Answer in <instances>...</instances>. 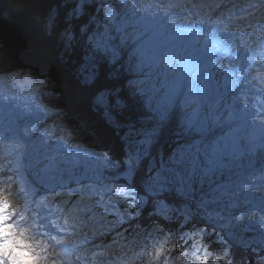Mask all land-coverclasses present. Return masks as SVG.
<instances>
[{
  "label": "rangeland",
  "instance_id": "rangeland-1",
  "mask_svg": "<svg viewBox=\"0 0 264 264\" xmlns=\"http://www.w3.org/2000/svg\"><path fill=\"white\" fill-rule=\"evenodd\" d=\"M73 1V0H70ZM78 5L83 4V0H75ZM107 1V0H105ZM164 5H169V2H165L162 0ZM207 1H214V0H207ZM241 0H225L226 3H237ZM114 2H117L118 4L115 5V8L111 6L108 3H104V1L101 0V3L103 5L102 10V16L103 19L105 18V10L107 6H111L115 11L118 9V13L116 19L109 20L106 18V20L109 22L107 25V29L99 30L98 32L95 31V35L92 34V30L90 29V26L88 25L87 34L83 35L82 28H79V38L77 39L75 36V33L73 32L74 27L72 25L69 26V32L67 35L63 37V46L70 48L72 44H76L78 46V43H81L80 49L86 54V51H90L91 49L97 48V43H103L104 41L108 42V45L110 48H112L109 44L110 41V35H116L118 34V37L120 39L119 45H124V38H128L130 42L135 41L133 43L134 48L129 50V53L126 54L124 57L130 59L134 57V66L130 68V73L136 76V73H138V77H134V81H137L138 83H135L134 90H138L140 88L145 89V92L148 93L149 97H152V100L154 102V106L156 107L157 104L165 105L168 102L169 96L171 94L170 85L172 82L168 81L166 83L167 78L169 77L168 74H171L172 72L168 71L165 67L166 63L169 62L170 59L173 57L162 58L163 55L156 54L154 46V41L152 39L143 40V42L140 41L141 37V29L140 33H135L134 29H131V25L136 26L138 20L141 19L138 12L143 8L145 5L148 7H151L152 9H155L156 3L154 0H114ZM119 2L123 3L122 7L119 6ZM121 11V12H120ZM82 12V7L79 11ZM53 13L51 12L50 16ZM121 15V16H120ZM144 15V14H143ZM146 15V14H145ZM162 17L159 13L154 12V17H151L154 21V27L151 29L150 33L151 35H155L154 29L156 26H159L161 22L164 23V20H162L160 17ZM123 17V18H122ZM69 23L72 22V19L70 17H67L66 19ZM114 20V21H113ZM105 24V22L103 23ZM142 24V23H141ZM166 26V24H161V27ZM113 28V33H109L108 31ZM99 29V28H97ZM61 31V30H60ZM164 31V30H163ZM162 32V31H161ZM97 33V35H96ZM69 37L71 39H69ZM92 38V39H90ZM165 40L166 37H163ZM92 40V41H90ZM90 41V42H89ZM90 44H89V43ZM172 45V42L165 45H159L158 47L162 49L167 50H174V46ZM94 46V47H93ZM143 48L146 50L149 55H155L157 59L159 60V63H150V62H144L141 63V57L137 53V49ZM103 49V48H102ZM111 53V51H108ZM82 63L78 64L79 69H83L85 67L86 60L89 59L87 55L82 54ZM204 57V56H203ZM216 57V55H215ZM129 59V58H128ZM207 61L213 64V62H210L208 59ZM216 61V60H215ZM140 65L138 68L137 66ZM173 66V64H171ZM211 65V64H210ZM132 71V72H131ZM89 72V71H88ZM151 72V74H150ZM167 73V75L165 74ZM85 78L89 77L91 73H84ZM145 74V75H144ZM198 80V78H197ZM143 83H139V82ZM4 82L0 81V112L2 111V108L5 110V112L0 116V139H2V143L0 145V150L5 149L6 154H16L17 150L20 148L16 147L17 143H12L9 141H4V135L9 134L10 132H19L21 137L24 138V129L28 128L30 129V134L28 136L31 137V147L29 150V156L24 158H28L27 163H29V167H35V170L38 172L39 176L43 178V183H47L46 185L54 184L56 182H59L61 184V189L59 191L61 192H68L69 189H76L77 191L73 194L72 197L67 198L69 199L70 203L66 205V208H70L72 204L75 202L77 196L79 195H91V192L88 191H80V188L84 185H88L90 183H93L94 181L90 180L88 177L92 176L91 168L93 167L95 163V158L86 154L85 149H79L73 154L64 153L63 155L59 156L61 157V160H58L56 156L59 154L57 153V149L51 145V142H48L47 144H36V137L35 135V129L33 125L34 121V112L37 110V102L39 101V105H42L43 107H39L40 111H44V108H48L44 104H42L40 94H39V88L36 89H28L27 91L23 90H17L12 91L11 85L8 86V90L3 86ZM126 87L129 85V83H125ZM128 88V87H127ZM153 88H155V91H153ZM131 88H129L130 90ZM177 93L181 92V89L176 90ZM181 96V97H180ZM185 96H189L187 93H183L181 95L178 94L177 101L180 102L183 101ZM147 97V96H146ZM181 98V99H180ZM3 100V101H2ZM147 101V100H145ZM4 102V104H3ZM147 104V103H146ZM194 107H199V105L195 104V100H193L190 104V107L187 109V111H191L194 109ZM50 109V108H49ZM226 110V107L223 106L222 111L220 113H224ZM228 111V110H227ZM53 112H48L49 114H52ZM202 112L205 116H207V124L211 125V123L215 122L214 118L215 111L213 107L210 108H201L200 114L202 115ZM149 116L153 117L154 113L152 110L149 111ZM28 116L30 119H26V121L20 125L15 123L18 120L19 117ZM216 120V119H215ZM226 121V116L220 117V121ZM204 121V120H203ZM247 121V117H246ZM245 117L243 118L244 124L246 123ZM226 123H223L222 126H226ZM50 127L53 129V125H50ZM218 127H221L218 126ZM232 128L228 129V132H231ZM195 131V130H194ZM227 131H222L219 133H215L212 135L215 136L214 140L215 142H209L208 145H206V142H201L199 146H197L193 141L184 142L182 145L191 146L190 152L186 154L185 156V163L183 167L188 168L191 170L193 166L197 169V176L192 184L193 191H196V195H198V208L200 209V212H197L196 216L199 218L198 220L206 222H200L201 224H208V222H211V228L214 232H219L226 241H230V238L227 237L228 235L231 236L233 234L235 241L239 245H248L252 246V248L257 252H261L264 250V247H261V243H264V232H260L257 227H255L252 223L248 222L247 219H241L237 220L236 217L249 209H256V210H262L264 209V192H260L258 189L261 186H264V164L261 167H257L254 162L247 163L248 161H242L241 158H248V153L246 152L247 147L255 146V150L253 153L257 150H260V145L256 143H252L253 139L249 136L247 139L246 137H240L241 141H246V145L244 143L240 144L239 140L236 142L235 139L231 138V135L228 134ZM236 133V132H234ZM226 135L227 139L225 140L222 138V136ZM143 137H135L133 136V139H142ZM189 139V138H188ZM212 149H211V145ZM37 145V147H36ZM177 149V148H176ZM87 151H90L89 149H86ZM134 151V149H132ZM262 150H264V145ZM79 155L81 160L76 159V157ZM177 158L179 156L177 155ZM60 162H57V161ZM209 161H220L223 163V167L220 166V163H209ZM1 162V161H0ZM240 163L246 164L245 168L240 167ZM232 164V165H231ZM155 169L160 168H170L174 167L172 161L168 159V165H165L163 163L156 164ZM145 171H147L149 165L148 161L144 160ZM214 167H219L221 170L220 172L224 176L221 177V174L217 175L218 181L213 183H208L207 175L212 174L214 171ZM204 169H211V171L208 172L206 176H203V180L200 179V175L203 174ZM232 171V172H231ZM187 175V172L184 173ZM113 172L111 170H104V177H103V183L106 184H113V183H123L122 180H114L113 179ZM77 177H81L80 184L78 185L76 183ZM206 177V178H205ZM95 183L99 184V181H95ZM59 184V185H60ZM206 184V187H205ZM43 186L45 191H49L50 188ZM243 186V189H241L240 186ZM175 189L172 185H169V190ZM176 190V189H175ZM168 191V190H167ZM161 192L160 194H162ZM49 197L54 196V192H48L45 193ZM113 198H119L118 196H114ZM187 198V197H186ZM128 199L130 201H133L135 199V196L133 193L129 195ZM205 201H208V203L202 208L200 207L201 204H203ZM59 203V200L56 201ZM171 205V204H170ZM196 205V204H195ZM173 208L176 209L171 215L175 216L178 215L182 219L184 218L182 213L185 211V206L181 207H175L171 205ZM109 211L106 213V218L111 221L115 218L114 212H115V206L114 205H108L107 206ZM191 213V217L194 215V209H190L187 207L186 209ZM53 211H55L53 209ZM96 211L99 212H105L104 206H98ZM77 212L83 216L85 219H87L88 216L92 215L91 212L85 211L80 212L79 209H77ZM208 213H213L211 219L208 218ZM56 215H59V213H55ZM218 214V215H215ZM197 220V221H198ZM223 225H227V227H222ZM128 224L127 222H124L119 225V227L113 229L110 228L107 232H103L102 235L99 237H93L92 241H85V246H90L93 242L95 245H109L113 239L116 237L117 232L124 233L125 240H122V238H117L120 242L117 244V246H112L107 249L104 248H91L90 251L95 250L97 253L104 252L105 254L103 256H100L99 259L96 261L97 264H112L113 261L117 260L116 255H111V253H116V251L119 250L120 247L123 246L124 243H126V237L128 235ZM70 232L76 231V229L69 225ZM228 230H231V232L228 234ZM68 236V234H64ZM76 238V237H72ZM256 246V247H255ZM259 246V247H258ZM90 259L89 257H86L85 260ZM261 259H264V254L258 259L259 261ZM91 260V259H90Z\"/></svg>",
  "mask_w": 264,
  "mask_h": 264
},
{
  "label": "trees",
  "instance_id": "trees-1",
  "mask_svg": "<svg viewBox=\"0 0 264 264\" xmlns=\"http://www.w3.org/2000/svg\"><path fill=\"white\" fill-rule=\"evenodd\" d=\"M102 1L112 4L111 6L118 4L117 2L113 3V0ZM77 5L75 0H0V68L30 66L33 68L34 76L40 73L49 75L52 83L47 89L48 95L43 98L40 96L43 103L56 111L59 110L60 106L65 107L70 117L94 138L91 143L81 142L82 144L95 151H108L113 158L123 159L127 152L133 150L122 138L129 131H134L142 126L150 127L153 124L152 117L148 116L149 107L145 98H143L145 102L141 104H129L127 106L116 104L117 99L127 101L133 98L134 93L139 97V92L132 88V83H129L128 88L124 85V83L134 79V75L129 73V68L133 66L132 58L130 59V56L129 59L124 57L128 54L127 47L131 43H124V47L117 46L119 54L115 61L112 60L109 52L104 53L106 51L101 48H98V50H102L101 54L97 53L95 48H90V51H86L85 54L80 49L81 43H78V46L72 44L70 48L63 46V38H58L59 32L70 25L74 27L73 32L77 39H80L78 36L79 28L84 31L83 35L87 34L88 25L92 30V34H95L94 30L96 31L97 28H103L106 16L103 19L104 4L101 3V0H83L82 12L73 15V8ZM53 10L56 13L57 23L52 28V34L48 35L46 25ZM115 13H117V10ZM67 17H70L72 22L69 23L66 20ZM103 29L106 30L105 27ZM131 47L132 45L129 48L131 49ZM82 54L87 55L89 59L86 60L85 67L79 69L78 64L82 63ZM93 72L96 74V79L94 81L89 80L86 83L84 73L92 74ZM129 88L131 89L129 90ZM104 91L108 92L107 102L98 105L95 102L96 96ZM105 112L111 114L112 122L106 119ZM178 115L179 111L177 109L174 119L170 121V131L166 133L163 140L152 148L151 155L146 158L148 165L154 164L156 166L159 163L157 159L155 163L151 162L153 156L160 157L163 164L168 165V161L164 162L163 159L168 157L178 145L190 141L184 137L185 129L182 128L179 122L175 121L178 120ZM180 119H182V116ZM130 126L132 127L130 128ZM204 134L208 137L212 136L207 132ZM159 150L165 151L160 152ZM17 155L19 156V154ZM17 155H2L0 152V157L7 160H12ZM246 160L249 161L250 159ZM27 161L28 158L24 162L19 156L22 167ZM262 161H264V158L259 160V163H262ZM1 162H3V159ZM27 164L29 165V163ZM144 168V166L141 167L133 185L136 188V192L133 193L135 197L143 194L140 181L147 175ZM24 175L25 179L29 178L27 173ZM217 175L219 173L214 174V172L207 175V182H217ZM222 176L224 174H221ZM46 184L42 183L41 186L43 187ZM59 184V182L55 183V191L61 189V184ZM48 192L54 191L52 189L45 191V193ZM198 198L196 191L193 190L188 193L186 198L177 193L175 189H170L159 194L155 199L164 200L175 207L187 206L194 209L192 218L197 221L199 218L196 214L200 212ZM133 201L136 203L135 199ZM152 207L151 203L146 205L142 210L143 215L147 216V213L152 211ZM171 217L182 219L178 215H171ZM160 222L172 228L177 227L179 224V220L166 221L162 217ZM198 222L205 223L206 221L198 220ZM208 225L211 226V222H208ZM227 232L229 234L231 230ZM227 237L230 238L229 244L234 246L237 254L243 255L245 264H259L258 259L264 254V250L257 253L252 246L239 245L233 234ZM119 242L117 240L114 246H117Z\"/></svg>",
  "mask_w": 264,
  "mask_h": 264
},
{
  "label": "clouds",
  "instance_id": "clouds-1",
  "mask_svg": "<svg viewBox=\"0 0 264 264\" xmlns=\"http://www.w3.org/2000/svg\"><path fill=\"white\" fill-rule=\"evenodd\" d=\"M249 7H254L257 11L249 12L244 16L247 18L245 22L264 21V3L249 4ZM56 23V13L53 10L46 25L48 35L52 34V28ZM68 32L69 27L62 29L58 38H63ZM25 75L35 81H42L39 94L42 98L48 95L47 89L52 82L46 73L34 76L33 68L30 66L0 68V81L4 82L3 86L6 90L11 85L12 91H27L29 86L24 81ZM33 125L41 143L51 142V145L57 149L56 154L59 155L65 152L73 154L79 150L74 145L81 142L91 143L94 140L70 117L63 106L52 114L40 111L37 106ZM50 125H55V129L53 130ZM68 133H71L70 139ZM253 135L261 140L264 137V127L254 128ZM31 142L30 136L23 138L21 150L26 157L29 156ZM18 160L17 155L12 160L3 158V162H0L2 164L0 167V264H51L54 259L57 264H91V261H85L83 257L77 261L76 257L85 250L90 256L92 252L90 249L95 243L90 246H85L84 243L79 249L74 248L73 238L58 231L44 210H37L36 201L41 196L50 198L45 194L44 188L40 187L44 182L43 178L39 176L34 166L29 167L26 163L22 167L20 162L18 166ZM25 173L28 174V179H25ZM240 187L243 189L242 185ZM30 190L35 191L30 194ZM258 190L264 192V186ZM121 207H127L133 215L128 223L126 243L116 251L117 260L112 264H121V261L126 264H245L243 255L237 254L228 241L224 240L221 243L217 240L216 236L219 232H214L208 224L194 221L192 217L187 221L184 218L171 217L166 221L179 220L178 226L172 228L162 224L161 217L152 211H149L147 216L143 213L139 216L134 215L136 203L128 198H122ZM236 219H247L260 232H264V209L246 210ZM117 227L119 225H115L113 229ZM85 231L89 235L88 241H92L90 228H81L80 238H83L82 233ZM53 235L56 236V240L52 239ZM161 242H163V252L156 258L155 251L161 246ZM260 246L264 247V243Z\"/></svg>",
  "mask_w": 264,
  "mask_h": 264
},
{
  "label": "snow or ice",
  "instance_id": "snow-or-ice-1",
  "mask_svg": "<svg viewBox=\"0 0 264 264\" xmlns=\"http://www.w3.org/2000/svg\"><path fill=\"white\" fill-rule=\"evenodd\" d=\"M174 5L169 4L168 8L173 7ZM208 7L209 10L219 9L222 5L219 3L211 4V5H201L200 7ZM82 5H77L73 8L72 14H77ZM235 7V5H233ZM167 10V9H165ZM105 16L107 19L112 20L115 17V10L109 5L106 7ZM241 21L244 22L245 26L250 28L253 33L256 32L255 28H252V25L246 21V17H239ZM217 23H223V21L217 18ZM239 27V25H237ZM223 31H228L227 28L223 29ZM69 39H71L69 37ZM92 39V38H90ZM243 39L241 43H243ZM97 48H103L106 52L111 51L112 60L115 61L118 58L117 50L112 47L110 48L107 41L103 43H97ZM137 53L140 55L141 63L150 62V63H159L157 57L153 55H149V53L143 48L137 49ZM138 68L140 65L137 66ZM233 65L229 64V68H232ZM18 75V74H17ZM96 79V74L93 72L89 77L86 78L85 82L87 83L89 80L94 81ZM264 80V76L261 77ZM24 81L28 84L29 89L40 88L43 84L42 81H35L31 77L25 75ZM130 83L135 84L137 81H130ZM139 83H143L142 81ZM181 81L178 79L170 85L171 94L169 96L168 102L165 105L157 104L155 108H152V97L147 98V105L153 111L154 115L152 117L153 124L150 127H140L135 129L134 131H129L122 139L126 141L130 148L134 149V151H129L125 154L123 159L113 158L112 155L109 154L108 151H86V154L95 158V163L91 168L92 176L88 177L90 180L94 181L88 185H84L80 188V191H88L91 192V195H79L77 196L75 202L72 204L70 208H66L65 206L70 203L69 199L73 196V194L77 191L76 189H69L68 192L55 191L56 185L50 184L48 187L54 191V196L50 198L41 196L40 199L36 201L37 210H44L46 215L51 219L52 224L55 228L64 233L68 234L73 238V246L76 249H79L82 244L85 243L89 239L88 232L85 231L82 233V239L80 238L79 230L81 228H90L92 233V238L96 236L102 235L103 232H107L110 228H113L115 225H120L124 222H130L131 217L133 215L132 211L127 207L122 208V198H128L130 194L136 192V188L133 186L136 177L139 174L141 167L144 165V160L151 155L152 148L158 144L161 140H163L166 136V133L170 131V121H172L175 117L174 109H178L181 105L188 109L190 104L195 97L185 96L183 101H177V89L180 87ZM139 92V97L136 96V93L133 94V98L128 99L127 101L122 99H117L116 104L120 106H127L129 104H141L144 103L145 89L140 88L137 90ZM155 91V88H153ZM108 96V92H100L96 96L95 102L100 104H105L106 97ZM38 107H43L38 104ZM46 112H53L55 109L44 108ZM105 117L109 122H112V117L109 112H105ZM244 118V117H241ZM216 118H214L215 121ZM180 125L185 130H195L203 132L206 130L207 122L203 121L199 118V108H194L191 111H185L182 113V119L180 120ZM119 126V125H118ZM132 126H130L131 128ZM55 129V125H53V130ZM30 134V129H24V137ZM15 136L16 133L13 132ZM135 137H143L142 139H133ZM68 138H71V133H68ZM23 139V137L21 138ZM262 143H264V137H262ZM22 144L17 143L16 147L21 148ZM74 147L78 149H83L84 146L81 144H76ZM191 146L186 145H178L177 149L173 153V156L170 157L174 167L170 168H160L155 169L154 164H150L147 169V175L144 176L141 181L142 193L135 197L136 207L134 215L139 216L142 213V210L149 203L152 204V212L156 215L162 217L167 220L171 218V214L176 211L171 205L166 203L164 200L155 199L159 196L161 192L169 190V185L175 187L176 192L181 196L187 197L188 193H190L193 188L192 184L197 176V169L195 166L189 170L186 167H183L185 163V156L190 152ZM177 155L179 158H177ZM19 166V160L17 161ZM209 163H220V166L223 167V163L220 161H209ZM2 167V164H0ZM104 170H111L113 172L114 180H122L123 183H113L106 184L103 183ZM211 169H204L203 174L200 175V179L203 180V176H206ZM154 172V174H153ZM187 172V175L184 173ZM76 183L79 185L81 177H77ZM95 181H99L97 184ZM35 190H30V194L34 193ZM114 196H118L119 198H113ZM59 200V203L56 201ZM208 201H205L200 207H204ZM108 205L115 206V218L109 221L106 218V213L110 209L107 208ZM98 206H104L105 212L96 211ZM53 209L55 211H53ZM77 209L80 212H91L92 215L88 216L85 219L81 216ZM187 206H185V211L182 213L184 219L187 221L191 219V213L186 210ZM55 213H59L56 215ZM35 215V213H34ZM208 218L211 219L214 215L213 213H208ZM218 215V214H215ZM26 218V217H25ZM69 225H72L76 231L70 232ZM222 227H227V225H223ZM157 230L158 229H154ZM201 235H206V233H201ZM124 233L117 232L116 237L113 239L112 243L109 245H93V249L96 248H104L107 249L112 247L117 243V238H122ZM53 240H56V236L53 235ZM167 237H165V240ZM216 239L221 243L225 240L224 237L219 234L216 236ZM232 249H234V246ZM47 247V245H45ZM231 250V249H230ZM163 252V242H161V246L156 248L155 257L158 258ZM105 253H97L95 250L91 252L90 259L91 264H96V261L100 256H103ZM207 250H205V255H207ZM111 255H116V253H111ZM139 255V254H137ZM86 257H89V253L87 250L77 255L76 260L79 261ZM51 264H57V261L54 259ZM121 264H126V262L121 261ZM259 264H264V259L259 261Z\"/></svg>",
  "mask_w": 264,
  "mask_h": 264
},
{
  "label": "bare ground",
  "instance_id": "bare-ground-1",
  "mask_svg": "<svg viewBox=\"0 0 264 264\" xmlns=\"http://www.w3.org/2000/svg\"><path fill=\"white\" fill-rule=\"evenodd\" d=\"M119 4H121L120 6L122 7V5H123V3H120L119 2ZM116 14H120V13H116ZM121 16V15H120ZM116 17H117V15L115 16V19H116ZM185 17H186V15H185ZM114 21V20H113ZM191 31H192V29H190ZM162 34H165V36H166V33H162L161 32V39H162V41H163V43L164 44H169L170 42H171V38H170V36H168L167 35V37H166V39L164 40L163 39V37H162ZM133 42V41H132ZM123 43H126V44H130L131 42H130V40H128V38L126 39V38H124V42ZM155 43H157L156 41H155ZM160 45V43H158V46ZM133 44H132V47H131V49H133ZM130 48L128 49V52L127 53H129V50H131ZM95 51L97 52V53H99V54H101V52H102V50L101 49H99L98 50V48H95ZM132 51V50H131ZM104 53H107V52H104ZM104 55V54H103ZM190 57V56H189ZM191 58V60L192 61H196V59L194 58V57H190ZM203 59H205V60H211V61H215L216 60V57H215V55H214V58H213V60L210 58L209 59V56H204V57H202ZM213 61V63H215ZM211 65H212V63H210ZM126 70V69H125ZM132 72V71H131ZM165 74L167 75V73L165 72ZM135 77H138V73H136V76ZM195 80H197V78L195 79ZM196 83H194V82H191V81H186L185 83H183V84H181V92H178V94L179 95H181V94H183V93H187L188 92V89H193L194 88V85H195ZM137 91V90H136ZM223 92V91H222ZM145 94H146V96H147V98L149 97L148 96V93H146L145 92ZM252 96H254V94L252 95ZM255 97V96H254ZM3 101V100H2ZM3 104H4V102H3ZM152 104H154V102H153V100H152ZM5 112V110L2 108V111L0 112V116L3 114ZM179 113L180 114H182V109L179 111ZM25 119V117H19L18 118V120H24ZM176 122H179L177 119L175 120ZM247 122V121H246ZM246 124V123H245ZM214 129H216L215 127H214ZM200 132V131H199ZM235 132L236 133H234L233 134V136H234V138H236L237 140H239V141H241L240 140V137H241V135H239L240 133H238V131H236L235 130ZM36 133V132H35ZM200 135H202V136H204L205 138H206V145H208V143L209 142H215V140H214V137L213 136H211V137H208L207 135H205L204 134V132H200ZM35 137H36V144H41L40 143V141H39V139H38V134H36L35 135ZM252 139H253V141H252V143H256V146H257V143H258V141H259V139H257L256 137H251ZM248 139V138H247ZM247 141V140H246ZM246 141H242V142H244V144L246 145ZM212 144V143H211ZM259 145V144H258ZM212 146H213V144L210 146L211 147V149H212ZM36 147H37V145H36ZM262 148H263V144L261 143L260 144V150H262ZM255 150V146L253 145V146H251V147H247V149H246V152L248 151L249 153H253V151ZM247 152V153H248ZM248 153V154H249ZM59 156H61V155H58V156H56L57 157V159L58 160H61V157H59ZM252 157V155L250 156V158ZM2 159H3V157H0V161H2ZM57 161V160H56ZM57 162H60V161H57ZM61 163V162H60ZM62 164V163H61ZM232 165V164H231ZM111 244V243H110Z\"/></svg>",
  "mask_w": 264,
  "mask_h": 264
},
{
  "label": "water",
  "instance_id": "water-1",
  "mask_svg": "<svg viewBox=\"0 0 264 264\" xmlns=\"http://www.w3.org/2000/svg\"><path fill=\"white\" fill-rule=\"evenodd\" d=\"M15 140H16V142H17V143H20V144H22V142H21V141H19V139H18V138H16ZM21 154H22V157H23V158H25V155H24V153L22 152V150H21Z\"/></svg>",
  "mask_w": 264,
  "mask_h": 264
}]
</instances>
